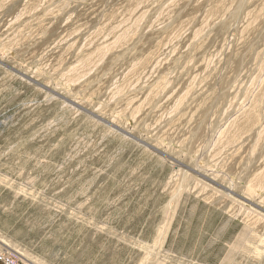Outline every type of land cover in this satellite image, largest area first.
Returning <instances> with one entry per match:
<instances>
[{
  "label": "rangeland",
  "instance_id": "obj_1",
  "mask_svg": "<svg viewBox=\"0 0 264 264\" xmlns=\"http://www.w3.org/2000/svg\"><path fill=\"white\" fill-rule=\"evenodd\" d=\"M0 253L264 264V0H0Z\"/></svg>",
  "mask_w": 264,
  "mask_h": 264
},
{
  "label": "built area",
  "instance_id": "obj_2",
  "mask_svg": "<svg viewBox=\"0 0 264 264\" xmlns=\"http://www.w3.org/2000/svg\"><path fill=\"white\" fill-rule=\"evenodd\" d=\"M0 262L2 264H21L18 259L14 258L11 255H5L0 253Z\"/></svg>",
  "mask_w": 264,
  "mask_h": 264
}]
</instances>
